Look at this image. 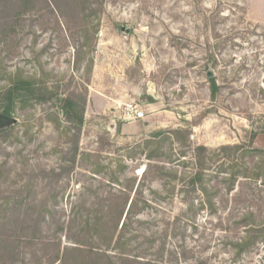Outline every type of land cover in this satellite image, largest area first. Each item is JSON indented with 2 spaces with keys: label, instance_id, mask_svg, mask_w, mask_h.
Instances as JSON below:
<instances>
[{
  "label": "rangeland",
  "instance_id": "374dc122",
  "mask_svg": "<svg viewBox=\"0 0 264 264\" xmlns=\"http://www.w3.org/2000/svg\"><path fill=\"white\" fill-rule=\"evenodd\" d=\"M33 1L20 21H0V94L11 76H36L57 97L85 99V123L76 139L62 115L60 129L51 120L55 99L8 119L0 102V131L13 133L0 136V264H60L75 248L115 264H264V243L235 247L264 228L261 179L232 192L211 181L214 212L183 202L200 196L196 147L264 150V0ZM131 104L143 119L126 120ZM176 129L183 145L148 160L139 145ZM181 151L186 167L168 163ZM123 222V245L107 251L103 234Z\"/></svg>",
  "mask_w": 264,
  "mask_h": 264
},
{
  "label": "trees",
  "instance_id": "16d2710c",
  "mask_svg": "<svg viewBox=\"0 0 264 264\" xmlns=\"http://www.w3.org/2000/svg\"><path fill=\"white\" fill-rule=\"evenodd\" d=\"M34 4L33 0H0V21H12L14 23L20 21L28 8ZM210 83L215 88L216 81L211 79ZM54 99L59 113L51 120H54L57 129H60L63 126L60 120V115H62L64 121L70 126V131H74V136L77 139L85 123L86 100L74 95L57 97L36 76L26 77L18 73L9 78L7 87L0 94L1 109L3 110L1 118L8 119L19 110L24 111L26 108L33 107V103L43 104ZM186 132L184 129H176L153 133L149 139L139 145V148L142 149V153L145 154L148 160L162 158L165 155L163 145L171 141L183 145L180 140ZM0 136L3 138L12 137L13 133L4 129L0 131ZM77 154L78 148L76 147L73 157H71L72 167L76 163ZM167 156L168 163L178 162L179 167H186L187 162L184 159L187 158V154L185 152L181 151L177 161H172L171 156ZM193 158L195 171L190 176V188L194 193L199 192L201 197L199 196L198 199L189 195L184 197L183 202L187 213L194 212L198 209V206H200L201 211H215L214 197L216 193L213 194L212 187H210V182H213V180L215 183L220 182L223 184L227 192H232L241 179H261L264 182V150L246 149L242 145H233L222 146L215 151H211L205 146H198L193 151ZM93 172L96 174L97 171ZM166 176H170L177 181L178 171L170 174L166 173ZM136 207V201L132 200L125 220L133 214ZM119 227L120 224L115 227L114 234H109V239L102 232V238L106 242L109 240L107 251L121 248L123 245L122 241L125 237L127 224L123 222L120 231H118ZM259 242L264 243V228L253 225V227L246 230V236L235 245L237 255L248 251ZM65 251V253L59 255L58 262L60 264H115L106 252L96 254L93 250L84 252L80 248L66 249ZM75 252H79V254L73 262L71 253L75 254ZM121 262L122 264H140L135 259H130L127 256H123Z\"/></svg>",
  "mask_w": 264,
  "mask_h": 264
},
{
  "label": "built area",
  "instance_id": "2783aa9c",
  "mask_svg": "<svg viewBox=\"0 0 264 264\" xmlns=\"http://www.w3.org/2000/svg\"><path fill=\"white\" fill-rule=\"evenodd\" d=\"M124 115L126 120H138L145 117V112L141 109H138L135 105H126L124 109Z\"/></svg>",
  "mask_w": 264,
  "mask_h": 264
},
{
  "label": "water",
  "instance_id": "95a60500",
  "mask_svg": "<svg viewBox=\"0 0 264 264\" xmlns=\"http://www.w3.org/2000/svg\"><path fill=\"white\" fill-rule=\"evenodd\" d=\"M13 121V123H16V120L14 119V120H12Z\"/></svg>",
  "mask_w": 264,
  "mask_h": 264
}]
</instances>
